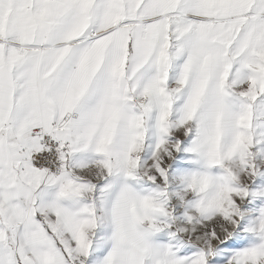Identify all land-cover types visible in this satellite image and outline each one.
I'll return each instance as SVG.
<instances>
[{"label":"snow or ice","instance_id":"obj_1","mask_svg":"<svg viewBox=\"0 0 264 264\" xmlns=\"http://www.w3.org/2000/svg\"><path fill=\"white\" fill-rule=\"evenodd\" d=\"M0 264H264V0H0Z\"/></svg>","mask_w":264,"mask_h":264}]
</instances>
